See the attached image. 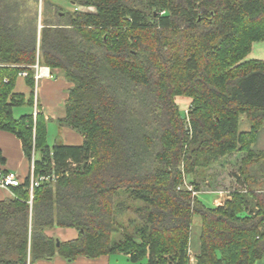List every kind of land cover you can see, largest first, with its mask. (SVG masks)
Here are the masks:
<instances>
[{
	"label": "trees",
	"instance_id": "trees-1",
	"mask_svg": "<svg viewBox=\"0 0 264 264\" xmlns=\"http://www.w3.org/2000/svg\"><path fill=\"white\" fill-rule=\"evenodd\" d=\"M67 2L0 0V131L29 163L37 156L0 201V264L119 254L130 264H264V152L253 149L264 61L245 60L264 42V0ZM36 64L73 85L58 124L80 145L48 146L40 113L13 117L32 107L14 88L25 72L33 90ZM177 97L190 100L186 114ZM235 154L241 191L207 208L188 178ZM55 228L78 236L58 242L45 235Z\"/></svg>",
	"mask_w": 264,
	"mask_h": 264
},
{
	"label": "crops",
	"instance_id": "crops-1",
	"mask_svg": "<svg viewBox=\"0 0 264 264\" xmlns=\"http://www.w3.org/2000/svg\"><path fill=\"white\" fill-rule=\"evenodd\" d=\"M246 61L257 60L264 61V42L253 43L250 53L247 55ZM45 68V67H44ZM51 77H44L38 81V101H39V110L38 112L43 115L46 122V134L48 139V124L57 123L58 125V137L54 139V145L56 142H60L63 145L67 146H77L82 143V137L74 132L71 129L60 126L58 120L62 119L65 115L64 104L67 99V92L72 88V84L68 83L59 70H49ZM20 83V84H19ZM20 87V89H18ZM15 94H20L26 99L30 95V89L27 87L25 80L23 78H17L15 88ZM23 108V107H22ZM14 111V109H13ZM30 112L23 108L20 110L19 116L29 115ZM14 117V112H13ZM15 118V117H14ZM19 118V117H18ZM239 130L246 132L249 130L248 122L242 118ZM47 142L48 146H52ZM253 149L258 152H264V127L259 132L255 145ZM0 153L4 158V163H0V177L6 174L7 172H15L21 178V181L28 174L29 162L23 154L21 142L13 134L0 131ZM14 195L11 190L0 189V201L13 199ZM193 242L190 244V254L191 262H193L194 257L199 253L200 242H199V226L195 225L193 229ZM45 235L48 238H53L58 242H68L75 240L78 236V233L75 229H62L55 228L52 230L45 231ZM28 264H69L64 259L55 256L49 260L43 259L30 263L28 258ZM72 264H130L128 261V256L125 255H109L101 256L97 259H86L78 258Z\"/></svg>",
	"mask_w": 264,
	"mask_h": 264
},
{
	"label": "rangeland",
	"instance_id": "rangeland-1",
	"mask_svg": "<svg viewBox=\"0 0 264 264\" xmlns=\"http://www.w3.org/2000/svg\"><path fill=\"white\" fill-rule=\"evenodd\" d=\"M57 1L65 9H68V10L72 9V5L69 2H67V0H56L55 2H57ZM39 67H41V66H39ZM35 71H36V69H35ZM18 78H20V77H18ZM42 78H44V77H42ZM23 79H25V78H23ZM37 87H38V84H37ZM18 89H20V87H18ZM30 93L33 95L32 107L25 106L23 108H26V110L29 112H30V108H32L31 114L34 116L33 107L35 106V102H34L35 95H36L37 104L39 103V101H38V89H36V87H35V81H34L33 90L32 91L30 90ZM175 102H176L180 112H182V114H186V111L188 110V107L190 105V100L177 97L175 99ZM23 108H15L14 109L13 112H14L15 118L20 117L18 112H20V110H23ZM37 108L39 110V106H37ZM240 124H241V121H240ZM47 133H48V139H47V134H46V139H47L48 143L50 145H52L54 143V139H56L58 137V125H57V123H49ZM35 157H37V156L35 155V153L33 151L32 152V158H31V161L29 163V169H31L30 173H32V170H33V165H34L33 162L35 160ZM241 158H242V155H240V154L230 155V156L224 158L223 160L221 159L218 163H216L212 167H210V169L200 170V171H198L196 176H192V177L188 178L189 179L188 181L195 178V181L198 182L200 190L198 193H195V196L207 208L213 209L216 207H221L225 204V202L228 199H230V196H231L230 193L232 191H235V190L241 191L239 189L241 186V183L238 181V178H239L238 169H239ZM7 173H9V172H7ZM18 178L21 181V178L19 177V175H18ZM31 178H32V176H31ZM31 178H30V180H31ZM40 180H42V178L39 180L33 181L32 185L38 184ZM3 190H5V189H3ZM194 227L192 228V231H191L192 234L190 236V243H189V249H188L189 255L192 254V252L190 253L191 241L193 242L195 240V239L193 240V235H194L193 229H194ZM80 258H84V257H80ZM190 261H191V257H190ZM194 262L195 261L193 259V262H191V263H194ZM27 264H28V259H27Z\"/></svg>",
	"mask_w": 264,
	"mask_h": 264
},
{
	"label": "built area",
	"instance_id": "built-area-1",
	"mask_svg": "<svg viewBox=\"0 0 264 264\" xmlns=\"http://www.w3.org/2000/svg\"><path fill=\"white\" fill-rule=\"evenodd\" d=\"M52 1H56V0H52ZM36 71H35V69ZM34 69V81H35V87L37 89V84L38 81L42 78V77H51L49 74V71L47 69H45L44 67H39L37 64L35 66H33ZM43 71H46L43 73ZM27 76V74L25 72H20L18 74V77L20 78H25ZM5 83H7V80H4ZM34 102H35V106L33 107V112H34V116L37 115L38 112V108L37 106H39V104H37V100H36V95L34 98ZM21 184V181L18 178V175L15 172H9L6 173L5 175L0 177V188L1 189H5V190H9L10 188H14V187H18ZM37 185V184H35ZM33 186V185H32Z\"/></svg>",
	"mask_w": 264,
	"mask_h": 264
},
{
	"label": "water",
	"instance_id": "water-1",
	"mask_svg": "<svg viewBox=\"0 0 264 264\" xmlns=\"http://www.w3.org/2000/svg\"><path fill=\"white\" fill-rule=\"evenodd\" d=\"M57 246H58V242H57V244H56Z\"/></svg>",
	"mask_w": 264,
	"mask_h": 264
},
{
	"label": "bare ground",
	"instance_id": "bare-ground-1",
	"mask_svg": "<svg viewBox=\"0 0 264 264\" xmlns=\"http://www.w3.org/2000/svg\"><path fill=\"white\" fill-rule=\"evenodd\" d=\"M46 72V71H43V73Z\"/></svg>",
	"mask_w": 264,
	"mask_h": 264
}]
</instances>
